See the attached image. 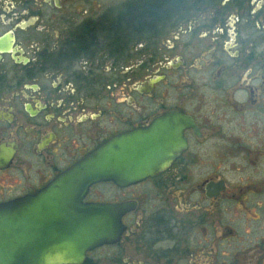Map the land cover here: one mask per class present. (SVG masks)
<instances>
[{
	"label": "flooded vegetation",
	"instance_id": "1",
	"mask_svg": "<svg viewBox=\"0 0 264 264\" xmlns=\"http://www.w3.org/2000/svg\"><path fill=\"white\" fill-rule=\"evenodd\" d=\"M175 115L167 167L90 186L130 208L80 264H264V0H0V212Z\"/></svg>",
	"mask_w": 264,
	"mask_h": 264
},
{
	"label": "water",
	"instance_id": "2",
	"mask_svg": "<svg viewBox=\"0 0 264 264\" xmlns=\"http://www.w3.org/2000/svg\"><path fill=\"white\" fill-rule=\"evenodd\" d=\"M185 120L164 117L115 137L42 190L12 201L9 212H0V264H80L87 251L116 242L130 206L84 204L90 186L122 187L167 167L183 144Z\"/></svg>",
	"mask_w": 264,
	"mask_h": 264
}]
</instances>
